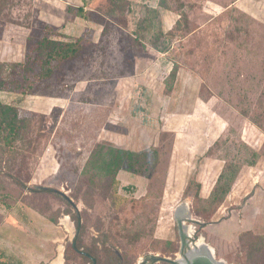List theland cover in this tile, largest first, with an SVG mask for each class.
<instances>
[{
  "label": "rangeland",
  "instance_id": "1",
  "mask_svg": "<svg viewBox=\"0 0 264 264\" xmlns=\"http://www.w3.org/2000/svg\"><path fill=\"white\" fill-rule=\"evenodd\" d=\"M129 1L132 5L116 8L105 18V33L96 43L87 44L53 77L35 78L32 87H27L19 68L10 67L16 61H0V79H6L0 85V101L14 104L26 124L12 149L0 143V193L18 198L26 192L31 203L58 208L59 217H70L73 230L63 244V255L69 257L64 256V264L87 263L70 246L78 214L84 251L90 247L102 256L107 249L135 262L150 251L168 256V242L178 245L180 208L200 221L187 228L213 247L217 258L228 264H264V246L254 250L244 240L215 234V222L238 206H220L206 222L195 214L200 203L194 198V179L201 160L193 155L203 148L201 136L207 132L208 138L215 137L216 127L209 120L216 114L238 128L227 134L238 139L229 149L239 160L251 148L239 139L244 123L261 138L255 146L264 153V0H164L167 8L158 9L160 20H153L150 31L141 30L146 39L140 40L132 32L143 15L142 6L153 8L152 0ZM87 3L91 23L102 28L110 0ZM58 10L52 0H0V26L15 39L12 51L17 58L22 54L24 59L28 39L40 37L45 23L40 13ZM159 28L167 32L166 53L145 49ZM142 54L149 61L138 62ZM137 64L144 71L140 80L131 79ZM174 66L176 72L169 76ZM198 98L210 106L194 108ZM97 143L133 150L155 146L160 161L148 177L119 171L116 192L125 200L115 199L105 179L95 178L100 191L94 206L88 207L80 198V172ZM211 151L213 155L215 147ZM34 187L51 191H28ZM112 200L120 202L115 206ZM100 264H108L105 257Z\"/></svg>",
  "mask_w": 264,
  "mask_h": 264
},
{
  "label": "trees",
  "instance_id": "2",
  "mask_svg": "<svg viewBox=\"0 0 264 264\" xmlns=\"http://www.w3.org/2000/svg\"><path fill=\"white\" fill-rule=\"evenodd\" d=\"M81 1V6H67L66 9L68 12H73L75 15L80 16L85 20H90V10L88 11L86 8L88 5V0ZM110 3L111 6L107 13L111 15L103 13V16L101 18V37L105 33L104 27L105 23H107L105 18L110 19V16L115 13L116 8L119 11H122L124 6L132 5L129 0H110ZM84 8L86 10H84ZM159 8H167L166 2H164V0H159L158 4L154 8L142 6L143 15L139 18L136 27L132 32L134 39H146V36L142 34L143 31L141 30H144L146 32L150 31L151 28L155 25L153 24V20H160V11L158 10ZM59 28L61 27H51V24L45 21V23L42 24L40 37L32 41L28 39L29 42L27 43L24 59L20 62L16 61L9 64L10 67L12 66L13 68H19L21 78L28 80L27 87H32L34 85L35 78L43 80L53 77L56 72L63 69L64 65L67 62L79 57L85 50V48H87V44L96 43L92 40L94 30L91 28H86L84 30V33L77 37L64 34L60 31ZM2 34L3 28L2 26H0V37ZM90 34L91 38L88 39L87 35ZM166 35L167 32H164L161 28H159V32L158 35H156L155 40L153 42H147L148 46L158 52H168L169 43L166 39ZM86 39H88V41ZM175 67L176 66L170 68L171 70L169 72V76H174L176 72ZM8 76L10 77L11 74ZM4 81H6V79H0V85ZM22 91L25 93L28 92V90L26 89H23ZM22 91L21 93H23ZM164 93L168 94L169 90L164 89ZM25 127L26 124L24 123V120L20 118L17 107L14 104L0 101V143H4L5 148L12 149V145H14L21 138L22 133L25 131ZM212 147H216V142H214L213 146L206 149L202 154L198 155L197 161H200L203 157L210 156L212 153ZM227 147L229 148V145ZM228 153L230 156L225 158L227 161L223 165L220 173L216 178V181L214 182V185L212 186L206 198H203L199 195L200 184L194 179L196 183L194 198L200 203L195 210V214L199 216L204 222H206L207 219H210L216 209L224 201L238 175L241 165H253L256 159L260 156V154H258L251 148L247 152L248 155L240 158V160L238 158L237 152ZM226 154L227 153H225V156ZM261 155L264 156V153L262 152ZM159 161V152L155 146H150L140 150H133L116 147L107 143H97L90 151L80 172V198L86 206H94V197L100 191L99 183L95 181V178L98 177L105 179L108 185H110L114 189L113 195L115 199H120L121 201V199L123 198H120L119 194H117L116 192L119 186V180L117 178L119 171H126L143 177H148L154 172V169L158 165ZM11 179L16 186L24 187L20 181L14 178ZM122 187L125 189L129 188V186ZM28 191L32 193L33 191L50 192L51 190L47 188L41 189L34 187L29 188ZM8 199H12L13 202L20 201L37 210L38 212L46 215L53 221L57 222V218L60 214L57 211L58 208H41L37 204L31 203V198L26 192H22L20 197L15 198L9 195L7 192L2 191L0 193V203H7ZM120 201L114 202L112 200L115 206ZM74 220L76 234L74 235L70 246L72 248V251L75 253V255L78 256L79 259L84 258L87 260V263H91L90 256H92L95 258L96 264H100L101 259L103 260V257H105V261L108 264L119 263V257L115 253L109 252V250L107 249L103 251L102 256H99L97 251L90 247H88V249L84 251V248L80 245V236L82 234L83 227L80 222L79 214L74 218ZM138 238L139 236H136V238L132 242L138 240ZM237 240L241 242L244 240L245 244L252 247L254 250H258L261 246H264V234L255 233L252 230L239 232V234L237 235ZM168 243L169 244H167V249H169L170 251L173 250L175 246H173L172 242ZM65 255L66 257H68L66 253H64V256ZM64 260L67 261V258H65ZM128 262L129 260L127 259L123 261L122 264H127Z\"/></svg>",
  "mask_w": 264,
  "mask_h": 264
},
{
  "label": "crops",
  "instance_id": "3",
  "mask_svg": "<svg viewBox=\"0 0 264 264\" xmlns=\"http://www.w3.org/2000/svg\"><path fill=\"white\" fill-rule=\"evenodd\" d=\"M52 1L57 2L59 10L56 13H40L44 21L53 26L61 27V32L75 37L82 35L86 28H91L94 30L93 41L99 40L101 28L93 25L91 20H85L66 9L67 6H81V0ZM150 5L154 8L157 2L152 0ZM84 10L86 9L84 8ZM23 30L26 31L25 28ZM26 34L24 33L25 41ZM14 40L7 35L5 30L3 31L0 37V61H22V54L18 58L13 54L12 43ZM145 49L149 50L151 47L148 46ZM156 57L155 55L154 58ZM137 60L138 62L149 61L144 58L143 54L137 57ZM160 60L164 61L163 59ZM167 65L168 63H164L165 67ZM138 68L139 65H135V73L131 79L135 77L141 79L144 71ZM118 90L122 91V88ZM200 105L208 108L210 102H204L203 99L198 98L193 106L196 108L197 106L201 107ZM216 116L217 118L209 120L216 127L215 137L208 138L206 132L205 135L201 136L203 138H200L203 148L201 147L202 149H198L193 154L194 156L202 154L216 142L215 153L203 157L197 170L196 181L200 184L199 195L203 198L208 196L218 174L227 161L225 158L230 156L228 152L232 150L227 146L232 143L233 139L234 141L238 140L232 134H227V131L230 133V129L236 130L238 128L227 120L225 121L221 115L216 114ZM239 139L260 156L253 165H241L229 193L220 205L223 209L227 208V205L238 206L237 209L230 210L227 218H223L221 221L217 220L214 224L215 234L225 239H230L233 236L237 238L239 232L245 230L264 234V156L261 155L262 151L259 147L255 146L260 143L261 138L251 126L244 123L239 128ZM225 153H227L226 156ZM7 201V203H0V264H64L63 244L65 238L69 240L73 230V222L70 217L62 215L55 222L20 201L13 202L12 199Z\"/></svg>",
  "mask_w": 264,
  "mask_h": 264
},
{
  "label": "flooded vegetation",
  "instance_id": "4",
  "mask_svg": "<svg viewBox=\"0 0 264 264\" xmlns=\"http://www.w3.org/2000/svg\"><path fill=\"white\" fill-rule=\"evenodd\" d=\"M179 210L180 211L178 212V217H176L178 245L175 246V249L171 251L167 249L168 254L171 256L169 255L160 256L159 254H156L150 251L143 256H139L135 262L129 261L127 264H159L161 262H163V264H174L171 261H166V260L161 259V257H165L172 261H175L177 262V264H190V262L192 263L193 261L195 264H217L216 260L218 261L223 260V259L216 257L215 250L210 245L208 246L211 248L212 254H210L211 252H209L207 248L198 252L197 244L201 240L195 234L196 233L195 230L192 229V232L190 233L191 230H188L187 228V226H189L187 224L195 222V221L193 218H190L185 213L181 212V208ZM117 256L119 257L121 262L124 261L121 255L117 254ZM212 258H214L215 260ZM90 260H91V263H87V264H96V260L94 257L90 256Z\"/></svg>",
  "mask_w": 264,
  "mask_h": 264
},
{
  "label": "bare ground",
  "instance_id": "5",
  "mask_svg": "<svg viewBox=\"0 0 264 264\" xmlns=\"http://www.w3.org/2000/svg\"><path fill=\"white\" fill-rule=\"evenodd\" d=\"M192 232V230L190 231V233ZM198 243V242H197ZM198 245V252H200L201 250H203V249H205V248H207V250L209 251V252H211L210 254H212V250H211V248L208 246V245H206V244H204L202 241H199V243L197 244ZM194 250V249H193ZM212 256V255H211ZM212 259H214V258H212ZM215 260V259H214ZM217 264H228V263H226V262H224L223 260H217V262H216Z\"/></svg>",
  "mask_w": 264,
  "mask_h": 264
},
{
  "label": "water",
  "instance_id": "6",
  "mask_svg": "<svg viewBox=\"0 0 264 264\" xmlns=\"http://www.w3.org/2000/svg\"><path fill=\"white\" fill-rule=\"evenodd\" d=\"M194 221H195V222H200V221L197 220V219H194ZM161 259L166 260V261H171V262H173L174 264H177V262L172 261V260H170V259H168V258H165V257H161ZM216 261H217V260H216ZM190 264H195V263H194V261H193L192 263L190 262Z\"/></svg>",
  "mask_w": 264,
  "mask_h": 264
}]
</instances>
